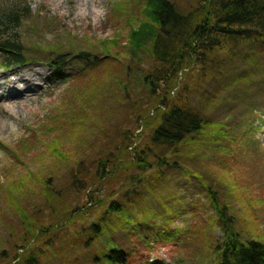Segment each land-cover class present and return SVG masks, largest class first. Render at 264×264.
I'll list each match as a JSON object with an SVG mask.
<instances>
[{
  "label": "rangeland",
  "instance_id": "1",
  "mask_svg": "<svg viewBox=\"0 0 264 264\" xmlns=\"http://www.w3.org/2000/svg\"><path fill=\"white\" fill-rule=\"evenodd\" d=\"M171 1L183 12L194 3ZM144 3L0 0V13L25 6L31 13L18 28L30 61L0 70V253L9 254L0 264H15L14 254L22 255L14 253L15 238L19 246L43 248L39 264H95L109 245L126 253V264H214L222 233L208 189L227 205L242 238L264 241V39L227 45L216 55L188 97L206 117L199 134L177 150L154 149L145 174L124 167L135 148L146 150L154 106L168 107L184 87L179 77V84L159 89L153 100L143 86L142 72L156 64L146 52L131 59L127 34L145 19ZM104 40L113 41L109 51L121 58L105 57L99 49ZM35 44L69 52L60 56L63 79L53 76ZM85 50L96 57L93 63L75 58ZM11 82L15 98L6 88ZM87 82L93 87L84 96ZM54 145L64 151L53 154ZM109 153L119 170L94 182L97 160ZM78 178L88 188L75 195L71 185ZM112 201L122 214L102 216ZM22 213L36 235L26 242L17 232ZM56 221L63 247L57 241L47 246V237L38 240V226ZM93 223L103 228L97 239L90 238Z\"/></svg>",
  "mask_w": 264,
  "mask_h": 264
},
{
  "label": "trees",
  "instance_id": "2",
  "mask_svg": "<svg viewBox=\"0 0 264 264\" xmlns=\"http://www.w3.org/2000/svg\"><path fill=\"white\" fill-rule=\"evenodd\" d=\"M144 2L142 15L145 19L140 21L136 28L130 29L127 34L130 44L127 50L131 59L137 57L138 53L146 52L156 64L151 71L142 72L143 86L149 90L153 100L159 98L157 94L159 89L171 84L174 86L179 84V77H182L184 87L178 93L179 96L172 97L168 107L154 106L152 118H148L152 121L146 125L148 129L144 145L146 150L135 148L133 160L131 158L132 162L124 166L127 170L134 167L141 174L152 169L151 163L148 162L150 160L148 154H152L154 149L177 150L186 143L190 136L199 134L207 125L206 117L190 105L188 97L193 93L195 86L197 87V84L205 79L209 66L215 62L216 55L227 45H236L239 42L252 43L255 40L264 39V0H194L192 7L185 12L171 0H144ZM30 16L31 13L26 6L21 9L15 7L7 13H0V66L7 69L30 61L18 33L19 26L25 18L28 19ZM35 22L38 21L34 20L32 23L34 27ZM40 26L44 28L43 25ZM35 34L37 36L34 37H38L42 34V30ZM109 41H101L99 49L106 58L117 61L119 57L121 58V54L113 55L109 51L110 44H113V41ZM114 43L117 44L118 41L114 40ZM34 47L36 51L44 54L42 61L52 70L53 76L56 79H63L62 72L66 65L62 59L69 56V52L55 46L41 49L35 44ZM75 58L93 63L96 57L90 51L85 50L80 51ZM162 81L164 84L160 85ZM86 84L87 90L82 89L85 91L84 96L93 87V83L91 87L89 82ZM53 148L55 155L64 151L63 147L62 151H58L60 150L58 145H54ZM175 155L177 153L173 154ZM116 162L113 153L98 159L94 171V182H100L106 178L112 179L116 175L115 170H119V164ZM161 164L159 163L158 166ZM124 170L126 169L119 173H125ZM87 184L84 178L73 180L71 185L73 193L76 195L80 190L84 191L88 188ZM42 189L48 194L46 188ZM208 194L222 233V237L213 249L214 264H264V241L242 238L235 228L233 217L228 213L227 205L221 204L211 189H208ZM89 198L90 204L93 203V197L90 195ZM44 203L48 209L51 208L50 202L44 201ZM100 204L99 201V207ZM10 205H13V201ZM102 213V216L109 215L110 217L120 215L122 206L112 201ZM20 216H22L19 225L21 229L17 232L22 237L20 242L22 240L26 242L27 239L35 238L36 235H32L33 227L25 215L22 213ZM53 223L48 227L41 226V224L38 226L37 230H40L38 240L47 237V246H52L57 241L63 247L66 243L62 239L64 235L62 232L57 233L56 228L54 229L60 223L57 224V221ZM62 229L63 227L60 226L59 230L62 231ZM89 230L91 236L93 235L91 239H97L103 234L101 223L91 224ZM13 236L11 234L10 238ZM18 240L15 238L12 242L14 253L20 250L22 255L14 254L12 260H15V264H39L44 253L43 248H40L38 243L31 247L24 246V243L19 246ZM87 243L89 240L86 241ZM6 254V251L1 252L0 259L9 257V254ZM98 259L100 261L95 264H126V253L118 247L109 245L108 250L100 251L96 260ZM8 262L10 264L11 260Z\"/></svg>",
  "mask_w": 264,
  "mask_h": 264
},
{
  "label": "bare ground",
  "instance_id": "3",
  "mask_svg": "<svg viewBox=\"0 0 264 264\" xmlns=\"http://www.w3.org/2000/svg\"><path fill=\"white\" fill-rule=\"evenodd\" d=\"M39 74V73H38ZM37 74V75H38ZM23 77V76H22ZM5 79V78H4ZM20 80V79H19ZM21 81V80H20ZM23 81L25 82H31L30 80H25L23 79ZM6 88L8 89V92L11 93V95L14 97V95L16 94L17 90L15 89V86H14V82H11V83H8L6 84ZM15 98V97H14Z\"/></svg>",
  "mask_w": 264,
  "mask_h": 264
}]
</instances>
